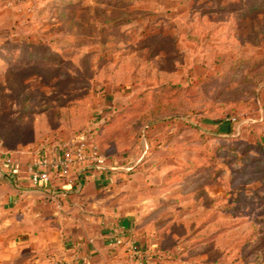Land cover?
I'll return each instance as SVG.
<instances>
[{"label":"rangeland","instance_id":"rangeland-1","mask_svg":"<svg viewBox=\"0 0 264 264\" xmlns=\"http://www.w3.org/2000/svg\"><path fill=\"white\" fill-rule=\"evenodd\" d=\"M13 3L0 42L48 56L0 67V149L93 137L124 174V242L89 264H264V0ZM167 219L194 228L165 255Z\"/></svg>","mask_w":264,"mask_h":264},{"label":"crops","instance_id":"crops-1","mask_svg":"<svg viewBox=\"0 0 264 264\" xmlns=\"http://www.w3.org/2000/svg\"><path fill=\"white\" fill-rule=\"evenodd\" d=\"M7 2L0 0V13L13 12V5L7 7ZM12 2L23 7L27 0ZM7 151L19 161L21 175L18 185L7 179L0 182V264H55L60 260L89 264L103 248L110 249L111 229H127L126 219L110 215L114 209L110 196H115L110 190L123 173L85 169L78 190L63 180L34 187L27 169L36 155L24 157ZM101 209L107 214L100 215ZM127 219L131 224L137 221L135 225L140 222L137 213ZM146 242L154 245L153 239Z\"/></svg>","mask_w":264,"mask_h":264},{"label":"built area","instance_id":"built-area-1","mask_svg":"<svg viewBox=\"0 0 264 264\" xmlns=\"http://www.w3.org/2000/svg\"><path fill=\"white\" fill-rule=\"evenodd\" d=\"M85 169L113 170L99 144L93 139L46 140L37 149L36 158L28 166V173L30 183L34 187L51 186L56 180H63L70 185L74 184L78 190L81 186L80 174ZM20 175L19 161L10 153L0 149V182L7 179L18 185ZM52 197H55L54 193ZM109 241L111 246H119L124 242L118 231L109 235ZM55 264L69 263L60 260Z\"/></svg>","mask_w":264,"mask_h":264},{"label":"trees","instance_id":"trees-1","mask_svg":"<svg viewBox=\"0 0 264 264\" xmlns=\"http://www.w3.org/2000/svg\"><path fill=\"white\" fill-rule=\"evenodd\" d=\"M16 54L20 55L21 61L41 59L45 56H48V55H46V51L43 49V47L32 46L31 44H27L24 41H23V43H19V42L15 43L14 41H5L3 43L0 42V67H2L3 65H6V63H8V60H10V59H12V60H10V62L11 61L13 62V60L15 59L14 56H16ZM91 139H93L96 143H98L93 137ZM118 169L119 168L114 166L113 170H111V172L112 173H120L118 171ZM27 173H28V169H27ZM165 208H166V206H165ZM167 220L161 226H156L157 247L160 248L158 252L160 254H165V255L167 253H169V249H170V248H166V246H165L166 241L171 240V241H173V243L179 242V241L181 242V241H185V240L190 241V239L192 238L191 236L193 235V232H191L190 230L194 228L189 223H185L184 225H181L182 228H185L184 232L182 234H179L176 231H174V229H171V227L169 226V220L168 221ZM110 232L112 234L113 232H116V230L111 229ZM126 232L127 231H121V233H123V234L124 233L127 234ZM118 233L121 234L120 232H118ZM121 236H123V235L121 234ZM125 236H127V235H125ZM108 241H109V238H108Z\"/></svg>","mask_w":264,"mask_h":264}]
</instances>
